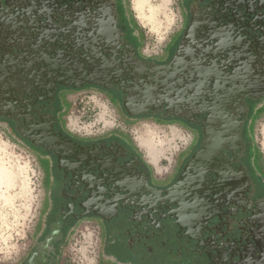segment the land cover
Instances as JSON below:
<instances>
[{
  "label": "flooded vegetation",
  "instance_id": "obj_1",
  "mask_svg": "<svg viewBox=\"0 0 264 264\" xmlns=\"http://www.w3.org/2000/svg\"><path fill=\"white\" fill-rule=\"evenodd\" d=\"M59 1L68 9L82 13L79 25L75 30L71 27L72 31L82 33L83 37L86 33L95 35L94 29L100 22L106 30L110 27L116 30L113 31L116 43L112 44L115 51L125 57L134 51L135 46L126 39L128 32L122 23L118 0ZM186 26L193 34L189 30V45L193 46L187 48L186 80L193 81L191 71L195 67L213 65L221 72H224L222 67L229 66L225 69L229 75L226 79L234 84L244 76L264 78V0H190ZM206 32L213 34L212 42L202 35ZM216 35L223 45L218 48L220 52L213 54L217 51L213 44ZM105 47L109 54L91 46L88 50H95L93 55L98 52L111 55L110 46ZM223 54L225 62L218 61ZM119 65L114 67L111 61L104 67L117 70L119 75L111 84L104 82L110 88L92 85L109 89L113 99L119 98L124 113H138L140 107L128 104L136 90L127 82L130 80L124 83L127 76L119 71L125 68ZM139 72L142 75L133 77L141 79L143 74L148 75L144 70ZM88 77L57 76L49 87L42 89L32 108L24 111L35 113L31 118L36 129L25 128L23 133L33 134L34 139H29L32 141L29 143L48 161L53 203L41 237L16 264H57L61 247L85 219L101 222L106 237L104 246L118 261L264 264V169L254 156L248 135L251 104L264 96L254 97V90L250 94L239 92L229 100L228 107H235L233 113L224 109L211 112V106L204 107L205 102L201 106L202 114L193 104L169 107L165 100L157 101V98L141 110L166 120L178 118L197 128L201 135L187 158L189 161L198 153L189 172L192 173L177 187L176 180L186 160L176 165L170 176L155 179L141 154L124 138L81 139L62 127L54 109L58 87L83 81L87 85L86 79L97 76ZM14 94L18 95L15 91ZM19 107L21 112L22 106ZM176 113L182 116H175ZM201 121L207 124L205 129Z\"/></svg>",
  "mask_w": 264,
  "mask_h": 264
},
{
  "label": "rangeland",
  "instance_id": "obj_2",
  "mask_svg": "<svg viewBox=\"0 0 264 264\" xmlns=\"http://www.w3.org/2000/svg\"><path fill=\"white\" fill-rule=\"evenodd\" d=\"M11 1L14 0H0V88L2 91L0 94L2 96L7 94L5 100L0 97V264H16L23 260L33 244L41 237L53 203L52 185L49 183L50 176H47L50 171L48 161L41 151L36 150L29 143L32 142L33 134L27 132L29 136L26 138V134L23 133L26 129L30 131V126L34 125L33 118H28L25 113L21 115L22 118L21 116L10 118L7 117L10 113L3 110L12 111L10 97L17 96L14 94L15 85L11 84L12 71L9 70L8 58L16 52L17 40L22 35L18 32V36L11 28L15 22L20 21L16 20L20 18L17 14L19 10L15 8L17 5L15 6ZM56 3L60 8L65 7L63 2L56 0ZM189 4L190 0H118L122 23L125 31L128 32L126 39L135 46L133 49L136 53L125 57V61L133 65V69L142 70L136 65L141 62L134 57L147 63L161 62L166 61L173 50L174 54L178 47L180 51L183 50L182 47L184 51L186 50L185 46H188L190 39V29L186 26ZM18 7L21 14L30 9L25 2ZM3 21L6 23L4 24ZM100 29L103 30L102 27ZM3 31H5L4 36H2ZM103 31L105 32V29ZM124 42L130 46L127 41ZM110 57L111 55H108L107 60L111 59ZM118 58L120 57H115ZM2 63H6L4 65L6 67L2 68ZM123 68L130 70L131 67L123 66ZM115 71L117 70L105 69L104 75L95 79L111 84L119 76ZM107 79L110 81H105ZM43 80L44 78L41 82ZM249 82L257 89L254 97L264 96V78H254V81ZM235 84L240 85V80ZM20 85L25 84L20 82ZM28 85L33 87L29 81ZM95 85L88 83L59 89L58 101L54 103V107L58 109L57 116L68 133L81 139L106 136L124 138L132 143L143 159L149 163L153 178L170 176L175 164L187 161L192 145L201 139L197 128L189 126L180 119L156 121V117L152 115L135 118L136 114L123 112L119 99L112 100L109 92ZM234 90L237 92L231 90L228 100L218 101L221 109L229 113H233L231 111L235 108L228 107L229 100L235 97L239 89ZM247 93L251 92L246 91L245 94ZM263 100L258 99L251 104L252 117L250 115L248 121L250 125L248 135L254 156L264 169ZM194 104L204 114L202 108L204 109L208 104L204 107H201L203 105L200 102ZM30 114L35 115V113ZM10 119L14 120L13 123ZM240 121L242 123V120ZM202 125L205 129L207 124L202 122ZM147 156L156 163L150 162ZM187 163L188 161L183 168ZM189 168L188 173L193 169L192 164ZM105 238L101 222L96 223L86 219L81 221L71 232L68 242L61 247L57 264H106L110 261L135 264L130 261H118L106 250Z\"/></svg>",
  "mask_w": 264,
  "mask_h": 264
},
{
  "label": "water",
  "instance_id": "obj_3",
  "mask_svg": "<svg viewBox=\"0 0 264 264\" xmlns=\"http://www.w3.org/2000/svg\"><path fill=\"white\" fill-rule=\"evenodd\" d=\"M11 2H14L15 6L17 5L15 8L19 11L20 8L18 6L24 4V2L30 9L25 13L23 12L24 14H21L18 11L17 14L20 18H16V20L20 21L15 22L11 26L18 36L20 33L22 34L19 40H17L18 44L15 46L16 52H13L12 57L8 58L10 66L9 70L12 71L10 74V78L12 79L11 84L15 85L13 87L18 94L17 96L11 95L10 98L12 99V103L10 105L13 111H18L19 113H10L7 117H18L23 115L24 111H29L34 104V100H36L41 94L42 89L49 87L50 81L54 78L57 80V76H65L73 79H81L80 77H83L84 75H87L89 76L88 78H90L93 74H96L97 77L103 76L105 69H108L104 67H106L108 62L111 61H113L114 67L119 64H121V66L131 67L130 70L125 69V71L122 70L119 72H124L127 76L124 83L127 80H130L127 82H131L130 84L133 85V89L136 90V95H130L133 97L132 102L128 103L132 106L137 105L140 107V111L134 113L136 115L145 114L146 110H141L147 109L149 103L154 102L155 98H157V101L158 99H163L169 107L175 106L177 108L184 106V103L191 106L192 103L200 102V104L203 105L207 102L209 107L211 106V112L214 110L217 112L218 110H221V107L218 104L219 99H224L225 101L228 100L231 90L234 92L235 88L239 89L238 93H245L246 91L251 92L253 90L252 93H256L257 91V89L249 82L254 81L253 77L249 79L247 78L248 76L242 77L240 85L228 81L226 77L229 75L226 70L229 66L222 67L224 72L215 69L214 65L195 67L194 70L191 71L194 76L193 81L186 80V75L184 73H186L187 67L184 66V64H186V57L188 58L187 48L189 42L188 46H185V51L184 47H182V51H180V48L178 47L175 50L176 54L174 53L171 58L164 63L155 64L154 61L147 63L146 61L134 57L141 62V64L137 63L136 65L140 66V69L148 72V75L143 74L141 79L138 78V76L137 78H134L133 76L142 75V72L133 69V65H130L128 64L129 62L125 61V56L115 51L117 49H115L114 47L116 46L113 45L116 43V37L114 35L116 30L114 31L112 29L113 27L107 29L106 33V28L99 22L98 27H102L103 30L105 29V32L100 28H97L94 29L95 35L86 33L83 34L86 35L83 37L82 33L71 30V27L75 30L79 25L78 20L79 17L82 16V13H76L75 9L70 10L67 7L60 8L57 6V3H54V0H14ZM3 22L4 24L6 23L5 21ZM116 28L117 27H115V29ZM118 30L120 29L118 28ZM4 33L5 31L2 32V36H4ZM190 35L193 36L191 30ZM202 35L207 37L209 42H212L213 34L206 32L202 33ZM218 36L219 35H216V37H214L213 44L217 51L213 54L220 52L218 51V48L223 45L219 43L220 37ZM88 46L100 51H103L104 48L106 49L105 46H110L108 51L111 52V59L107 60L108 56H105L102 52L93 55L92 53L95 52V50H88ZM190 46L193 45L190 44ZM208 46L207 49L209 50L210 45ZM134 51L132 54L136 53ZM105 52L109 54V52ZM202 52L205 53V51ZM224 55L225 54L218 58V61L225 62L223 58ZM116 56L120 58L115 59ZM200 56L201 54L197 57ZM92 60H94V62H92ZM5 64L6 63H2V68L6 67L4 66ZM230 68L233 72H236V69L232 67ZM42 78H44V80L41 82ZM246 80L248 81L243 83V81ZM28 81L33 84V87L28 85ZM20 82L25 85L21 86ZM85 82L106 88L111 87V85L98 81V79H86ZM83 84L84 81L81 83H63V85L73 87L82 86ZM137 84L139 85V88H136ZM152 87L154 92H156L155 96H153ZM242 89L245 92H243ZM1 92L0 88V93ZM236 92L237 91H235V93ZM19 96H22L23 98L20 100ZM171 96L173 97L171 98ZM0 97L5 100L7 94L5 93L3 96L0 94ZM190 99H193L191 104H189ZM125 101L126 99L124 102ZM19 105L22 106L21 112ZM17 107H19V109ZM124 107L127 109L126 103L124 104ZM25 114H27L28 118L32 117L30 113ZM174 115L182 116L181 113H176ZM23 118L25 119L26 115L25 117L23 116ZM196 155H198V153L194 154L188 161L187 165L182 169L176 180L177 187L181 185L182 180H184L189 174L187 170L190 169V164H192V166L195 164ZM182 175L184 177H182Z\"/></svg>",
  "mask_w": 264,
  "mask_h": 264
},
{
  "label": "trees",
  "instance_id": "obj_4",
  "mask_svg": "<svg viewBox=\"0 0 264 264\" xmlns=\"http://www.w3.org/2000/svg\"><path fill=\"white\" fill-rule=\"evenodd\" d=\"M168 60V59H167ZM183 72H185V71H183ZM66 87V86H65ZM61 88H64V86H59L58 87V89H57V93H58V91H59V89H61ZM99 88H101V87H99ZM102 89V88H101ZM102 90H104V91H106V92H109L110 93V91H109V89L107 90V89H102ZM110 97H111V99L112 100H116V99H113L114 97H112V95L110 94ZM19 98H20V100L23 98L22 96L20 97L19 96ZM56 99H55V103L58 101L57 100V94H56V97H55ZM117 99H119V98H117ZM193 102V99H190V101H189V104H191ZM193 104V107L195 108L196 107V104H194V103H192ZM184 106L186 105H188V104H186V103H184L183 104ZM55 108V107H54ZM55 110H57L58 111V109L57 108H55ZM216 113H219V111H217ZM146 115H148V114H137L136 116H135V118H139V117H142V116H146ZM158 118V119H157ZM159 119H162V120H166L165 118H161V117H156V121H158ZM175 119V118H174ZM176 119H178V118H176ZM167 120H170V119H167ZM173 120V119H172ZM32 127V125L30 126V128ZM195 127H197V126H195ZM104 263V262H103ZM105 264V263H104ZM106 264H112V262H107Z\"/></svg>",
  "mask_w": 264,
  "mask_h": 264
},
{
  "label": "crops",
  "instance_id": "obj_5",
  "mask_svg": "<svg viewBox=\"0 0 264 264\" xmlns=\"http://www.w3.org/2000/svg\"><path fill=\"white\" fill-rule=\"evenodd\" d=\"M260 99H264V98H260ZM264 101V100H263ZM218 111H220V110H218ZM251 115V117H252V114H250ZM36 129V126L35 125H32V127H31V130H35ZM263 143H264V141H263ZM209 153H210V151H209ZM207 154H208V152H207ZM147 158L149 159V157L147 156ZM150 160V159H149ZM150 162H152L153 164H155L156 163V161H151L150 160ZM147 163V162H146ZM147 164H149V163H147ZM176 167V164H175V166H174V168ZM155 179H158L157 177H155ZM110 262H112V264H118L119 262H116V261H110ZM120 264V263H119ZM157 264V263H156Z\"/></svg>",
  "mask_w": 264,
  "mask_h": 264
}]
</instances>
